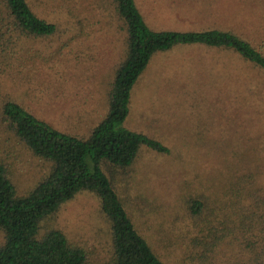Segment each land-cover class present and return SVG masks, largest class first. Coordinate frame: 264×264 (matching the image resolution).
I'll use <instances>...</instances> for the list:
<instances>
[{
  "label": "rangeland",
  "instance_id": "rangeland-1",
  "mask_svg": "<svg viewBox=\"0 0 264 264\" xmlns=\"http://www.w3.org/2000/svg\"><path fill=\"white\" fill-rule=\"evenodd\" d=\"M58 26L0 52V161L19 195L51 163L18 141L3 114L20 102L54 127L87 136L106 116L126 32L107 0H28ZM156 30L219 28L264 54V0H136ZM125 125L168 147L143 146L131 167L104 170L139 231L166 264H253L264 246V70L203 44L158 51L131 90ZM202 203L201 212L191 205ZM110 264L112 223L100 197L81 191L40 223ZM5 233L0 229V245Z\"/></svg>",
  "mask_w": 264,
  "mask_h": 264
},
{
  "label": "trees",
  "instance_id": "trees-1",
  "mask_svg": "<svg viewBox=\"0 0 264 264\" xmlns=\"http://www.w3.org/2000/svg\"><path fill=\"white\" fill-rule=\"evenodd\" d=\"M126 32L124 59L115 70L106 116L85 137L54 127L20 102L8 99L3 114L18 141L36 157L51 163L49 172L25 195H19L0 161V264H88L85 249L74 246L58 229L40 236V223L81 191L96 193L112 223L110 264H166L139 231L124 199L104 170L131 167L143 146L159 152L169 149L159 140L125 125L131 90L151 57L177 44H203L230 49L264 70V54L238 35L219 28L156 30L146 21L136 0H107ZM56 23L39 16L28 0H0V52L22 37H49ZM202 203L195 201L194 213ZM262 255L253 264H264ZM214 264V263H204ZM251 264V263H248Z\"/></svg>",
  "mask_w": 264,
  "mask_h": 264
}]
</instances>
